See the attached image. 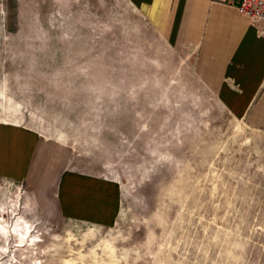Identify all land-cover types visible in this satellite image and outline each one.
<instances>
[{
  "label": "rangeland",
  "instance_id": "1",
  "mask_svg": "<svg viewBox=\"0 0 264 264\" xmlns=\"http://www.w3.org/2000/svg\"><path fill=\"white\" fill-rule=\"evenodd\" d=\"M129 12L67 63L0 32V264H264V130Z\"/></svg>",
  "mask_w": 264,
  "mask_h": 264
},
{
  "label": "crops",
  "instance_id": "2",
  "mask_svg": "<svg viewBox=\"0 0 264 264\" xmlns=\"http://www.w3.org/2000/svg\"><path fill=\"white\" fill-rule=\"evenodd\" d=\"M123 2L171 47H192L195 73L221 104L264 130V26L225 0H0V32L3 39L12 34L21 46L40 48L39 54L64 58L51 62H72L73 49L89 47L91 24L100 30L106 9ZM12 133L0 125V137ZM25 134L15 142L19 150L33 141Z\"/></svg>",
  "mask_w": 264,
  "mask_h": 264
},
{
  "label": "built area",
  "instance_id": "3",
  "mask_svg": "<svg viewBox=\"0 0 264 264\" xmlns=\"http://www.w3.org/2000/svg\"><path fill=\"white\" fill-rule=\"evenodd\" d=\"M238 14L245 15L251 21L264 26V0H225Z\"/></svg>",
  "mask_w": 264,
  "mask_h": 264
}]
</instances>
